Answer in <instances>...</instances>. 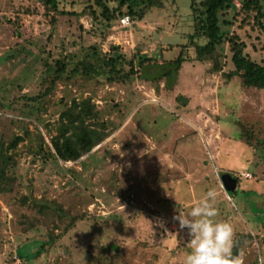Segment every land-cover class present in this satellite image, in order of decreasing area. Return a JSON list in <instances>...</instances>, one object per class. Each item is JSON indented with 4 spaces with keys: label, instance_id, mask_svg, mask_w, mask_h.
Returning a JSON list of instances; mask_svg holds the SVG:
<instances>
[{
    "label": "rangeland",
    "instance_id": "374dc122",
    "mask_svg": "<svg viewBox=\"0 0 264 264\" xmlns=\"http://www.w3.org/2000/svg\"><path fill=\"white\" fill-rule=\"evenodd\" d=\"M38 5L36 0H0V102L6 107L0 111V136L6 141L22 134L14 120L34 119L20 113L29 114L22 107L25 98L39 91L42 50L54 57H82L91 46L104 54L118 45L126 54L153 58L163 46L168 60L177 49L169 51L167 43H180L191 31L190 0H178L176 7L168 1L152 9L141 22L127 27L118 22L104 36L89 33L85 18L60 17L52 31L31 15L22 17L19 34L13 35L4 21L13 20L19 6L32 10ZM238 34L249 58L264 64V35ZM163 61L145 68L143 79L127 88L94 90V102L115 131L79 162H44L29 153L27 141L18 144L9 170L16 179L13 191L0 196V264H183L191 237L174 217L186 215L213 189L215 220L232 225L233 240L251 237L243 244L240 264H264V91L244 89L238 78L225 83L221 74L207 73L210 64L197 62L184 63L168 90L164 82L151 81L166 70ZM222 63L227 73V49ZM64 94L67 99L89 95L59 87L53 100ZM60 110L52 106L44 117L52 123ZM244 132L253 146L246 144ZM224 174L238 180L234 193L221 189ZM22 196L55 202L88 218L55 240L48 253L26 263L16 254L35 253L47 238L43 225L22 230L23 216H39L20 203ZM112 244L118 249H102Z\"/></svg>",
    "mask_w": 264,
    "mask_h": 264
},
{
    "label": "trees",
    "instance_id": "16d2710c",
    "mask_svg": "<svg viewBox=\"0 0 264 264\" xmlns=\"http://www.w3.org/2000/svg\"><path fill=\"white\" fill-rule=\"evenodd\" d=\"M38 7L30 10L19 6L13 20L7 19L5 25L13 35H18L22 27L23 16L40 17L52 31L58 25L60 17L85 18L90 23L89 33L103 35L127 16L132 22H141L152 9H162L170 1L176 7L178 0H36ZM113 3V5H110ZM78 6V7H75ZM69 7V9L67 8ZM191 31L183 36V41L177 44L167 43L169 51L177 49L175 58L166 59V51L159 52L153 58L140 54H126L118 45H112L101 54L96 46L86 50V54L78 57L75 54H58L41 51L43 72L39 91L33 97H26L22 107L28 110L21 112L24 118L34 116L31 121L14 120L22 131L21 135L14 134L6 141L0 136V196L13 191L16 179L9 174L13 167L16 149L19 143L27 141L29 153L47 162L53 160L62 163H77L89 155L97 146L105 141L115 129L106 118V111L98 108L92 94L100 85L109 87L131 85L136 79H143L141 74L145 68L160 64L166 70L151 81L165 83L170 89L184 63L197 62L210 64L209 74H221L225 83L238 78L244 89L264 91V64L257 63L246 54V42L238 32H256L264 35V0H190ZM159 46V45H158ZM229 53L231 69L224 72L222 59L225 51ZM147 80V79H146ZM90 83L93 88H89ZM172 85L171 88L173 87ZM59 87L70 90L76 87L81 94L89 93L86 97H68L64 94L54 101ZM87 90V91H86ZM58 105L61 110L57 118L51 122L44 117L50 107ZM0 102V111L5 109ZM35 113V114H34ZM1 116V113H0ZM35 124L34 132L29 127ZM244 140L248 146H253L249 132H244ZM48 137V142L45 141ZM243 139V138H242ZM261 144V143H260ZM237 184L238 180L236 181ZM235 191H233L234 193ZM20 203L34 209L38 217L23 216L24 232L39 225L46 227L47 241L40 242L37 251L29 256L18 252L17 258L31 263L48 249L55 240L72 231L79 222L88 218L86 213L72 211L60 204L39 203L29 201L22 196ZM251 241L249 235L238 236L233 240L232 255L239 258L244 242ZM102 249L116 250V244L102 246Z\"/></svg>",
    "mask_w": 264,
    "mask_h": 264
},
{
    "label": "clouds",
    "instance_id": "9594fccd",
    "mask_svg": "<svg viewBox=\"0 0 264 264\" xmlns=\"http://www.w3.org/2000/svg\"><path fill=\"white\" fill-rule=\"evenodd\" d=\"M216 200L217 192L209 190L186 215L174 217L179 228H187L191 237L186 245L189 251L185 253L183 264H240L232 255V225L215 220L218 216Z\"/></svg>",
    "mask_w": 264,
    "mask_h": 264
},
{
    "label": "water",
    "instance_id": "95a60500",
    "mask_svg": "<svg viewBox=\"0 0 264 264\" xmlns=\"http://www.w3.org/2000/svg\"><path fill=\"white\" fill-rule=\"evenodd\" d=\"M221 180L226 193H232L235 190L236 180L229 174H224Z\"/></svg>",
    "mask_w": 264,
    "mask_h": 264
},
{
    "label": "built area",
    "instance_id": "2783aa9c",
    "mask_svg": "<svg viewBox=\"0 0 264 264\" xmlns=\"http://www.w3.org/2000/svg\"><path fill=\"white\" fill-rule=\"evenodd\" d=\"M130 24H132L131 19H130L129 17H127V16H124V17H122V18L119 20V25H118V26H120V27H127V26H129ZM243 178H245V179H249V178H250V174L245 173V174L243 175ZM221 189L224 190V187L222 186V184H221Z\"/></svg>",
    "mask_w": 264,
    "mask_h": 264
}]
</instances>
